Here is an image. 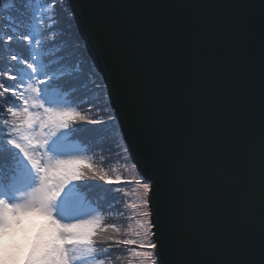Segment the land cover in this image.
<instances>
[{"label": "water", "instance_id": "1", "mask_svg": "<svg viewBox=\"0 0 264 264\" xmlns=\"http://www.w3.org/2000/svg\"><path fill=\"white\" fill-rule=\"evenodd\" d=\"M66 1L151 181L158 263L264 264V0Z\"/></svg>", "mask_w": 264, "mask_h": 264}, {"label": "trees", "instance_id": "2", "mask_svg": "<svg viewBox=\"0 0 264 264\" xmlns=\"http://www.w3.org/2000/svg\"><path fill=\"white\" fill-rule=\"evenodd\" d=\"M37 6L50 7L52 15L49 19L52 33L50 46L55 49L44 58L45 64L41 68L51 77L46 86L48 92L54 98L62 96L63 100H71L86 120L100 121L97 124L76 121L74 127L78 129L71 138L87 148L93 157L90 163L95 172L105 173L111 179L119 177L121 180L119 185H109L100 181L98 175L88 172L79 181V194L101 210L104 216L102 228L107 229L106 232L101 230L93 238V245L107 264H158L154 250L139 247L140 244L149 242L138 241L139 235L135 234L133 225L135 215L128 209L127 194L131 190L130 186L144 183L140 175L131 169L132 162L127 147L107 101V87L86 52L84 41L64 0L5 2L3 16L0 17V82L9 87L19 84L20 80L14 81L5 75L10 69L14 75L20 77L29 73L23 61L32 62L30 47L23 37L31 31L32 15ZM9 36L13 37L11 42L6 40ZM13 55L18 59L12 60ZM8 95L10 93H4L0 89V108L4 109L0 112V139L3 140L10 136V128L16 124L11 121L12 116L7 112L9 105L14 102L4 99ZM15 103L18 105L19 101ZM86 104L93 105L92 109L89 110ZM8 158L9 155L0 150V166L13 167L14 164ZM142 216H149V213H143ZM129 239L136 241V244L114 243Z\"/></svg>", "mask_w": 264, "mask_h": 264}, {"label": "snow or ice", "instance_id": "3", "mask_svg": "<svg viewBox=\"0 0 264 264\" xmlns=\"http://www.w3.org/2000/svg\"><path fill=\"white\" fill-rule=\"evenodd\" d=\"M53 2V0H48ZM12 36L6 38L7 42H11ZM23 39L27 42H33L32 36H24ZM37 43L39 41H36ZM18 57L13 55L12 60H17ZM27 68L31 70L25 77L14 75L9 70L5 75L7 78L17 80H36L37 87H31V91L36 95L31 97L32 103H29V97L25 96L24 92L20 89L24 87L23 83L6 86L0 82V89L4 93H10L4 99L13 100L14 102L9 105L7 112L12 117H19L22 121L20 128L31 130V133L22 137L25 142H17L15 139H8L7 143L14 149L22 154L23 158L30 164L33 173L31 177V192L27 198L23 200H16L14 198H7L3 192H0V226L10 227V222L7 213L11 212L14 216L18 209L22 208H35L42 207L49 214L62 229H73L77 236L83 239H72L69 242L63 243L60 249V259L63 264H73V255L81 250L87 249L93 243V237L96 235L97 230L100 228L99 219H84L77 218L75 222H66L64 217L66 209H61V202L64 199L65 193L69 186L82 181L88 172H93L99 176L100 181L109 185H119L121 180L119 177L111 179L107 174L102 172H95L93 165L81 156H69L67 158H55L63 155L62 145L60 143L61 136L69 135L70 125L76 121H84L88 124H97L100 121L95 119L86 120V117L79 112L72 111L70 108L58 110L48 99L47 84L50 82L51 77L46 74L43 69H38L32 62L23 61ZM15 101H19L23 105V111L18 110V105ZM2 102V101H0ZM86 107L91 110L93 105L86 104ZM36 109L37 111H33ZM42 110V111H40ZM4 109L0 108V112ZM37 127L39 132L37 133ZM78 128H73V133L77 132ZM11 135V134H9ZM43 150L45 154L51 153L47 160H44L40 155ZM145 185V192H149L150 180H143ZM115 203V201H113ZM19 223V221H16ZM114 227V226H113ZM151 227H156L154 224ZM107 231V229H103ZM156 235V233H153ZM57 238L60 240H68V237L63 232L57 233ZM114 243H122L125 245H135L134 240L114 241ZM158 241L152 240L147 244H140L139 247L155 250ZM44 245L34 244L35 253L29 252V258L33 264H41L46 259L44 255ZM162 264V261L160 262Z\"/></svg>", "mask_w": 264, "mask_h": 264}, {"label": "rangeland", "instance_id": "4", "mask_svg": "<svg viewBox=\"0 0 264 264\" xmlns=\"http://www.w3.org/2000/svg\"><path fill=\"white\" fill-rule=\"evenodd\" d=\"M68 8L67 1L64 0ZM69 9V8H68ZM1 15L3 16V7L1 9ZM1 16V17H2ZM52 17L50 7H41L37 6V9L34 11L32 15V28L30 33H26V36H32L33 42H28L27 46L30 47L29 52L31 54V61L33 64L38 68L41 69L45 64L44 58L55 49L54 46L51 45L52 40V33L49 29L50 21L49 19ZM74 20V19H73ZM28 29V28H27ZM36 41H39L38 43ZM29 73L31 70H28ZM46 73V72H45ZM28 73L24 74L25 76ZM24 76V77H25ZM23 83L24 87L20 90L24 92L25 96L29 97V103H32L31 97L35 96L36 94L31 91V87H37L38 82L36 80H27L24 79L19 82ZM47 97L51 101V103L58 109L62 110L64 108H70L72 111L80 112L78 110V106L71 103V100L62 99L60 96L59 98H53L49 92H47ZM108 101V96H107ZM109 103V101H108ZM18 110L23 111V105L19 102ZM33 111H37L33 109ZM42 111V110H40ZM11 121L15 124L10 128L9 133L11 134L9 137L5 138L4 140L8 139H15L17 142H25L22 140L24 135L33 134L31 130H26L20 128V124L22 123L19 117H11ZM75 123L70 125L69 135L61 136L60 143L62 145V153L63 155L60 157H52L55 158H67L69 156H81L85 160L91 162L93 157L88 152L87 148L82 146L81 144L72 140L71 136L73 132L71 129L75 128ZM37 133L39 129L37 127ZM0 139V150L2 152H6L9 155L10 163L17 165L19 168L23 169V171L27 172V176H24L19 169H16L14 172V184L13 187L10 186L9 182H5L7 190H3L0 187V192H3L7 198H14L16 200H23L27 198V196L31 192V177L33 175L31 171L30 164L23 158L22 154H19L18 150L14 149L11 145L7 143V140L4 141ZM39 155L44 159L47 160L51 153L45 154L43 150L40 151ZM7 159V160H8ZM6 160V161H7ZM132 162V161H131ZM125 168V167H124ZM134 173H138L135 170V165L132 163L131 167ZM139 174V173H138ZM141 177V176H140ZM142 178V177H141ZM143 180V179H142ZM141 180V181H142ZM76 184L69 186L67 189L64 199L61 202V209L65 210V221L66 222H75L77 218H84V219H99L101 224L100 228L97 230L95 236L103 230L102 223H103V214L101 210L94 205L92 202H85L83 201V195H79L76 193L79 190V182H74ZM150 189V185L148 186ZM131 190L128 192V209L132 215H135V220L133 225L136 229L135 234L139 235L138 241L147 243L150 240H153L152 234V227H151V217L149 216H142L143 213H150L149 202H148V193L145 192V185H132L130 186ZM144 228V231L142 232ZM94 236V237H95ZM93 237V238H94ZM100 253H98L92 243L87 249L81 250L76 252L73 257L72 261L73 264H107L103 259L100 258Z\"/></svg>", "mask_w": 264, "mask_h": 264}, {"label": "clouds", "instance_id": "5", "mask_svg": "<svg viewBox=\"0 0 264 264\" xmlns=\"http://www.w3.org/2000/svg\"><path fill=\"white\" fill-rule=\"evenodd\" d=\"M10 227L0 226V264H33L29 252L35 253L34 244L44 245L41 264H63L60 249L72 239H83L73 229H62L42 207L18 209L13 216L7 213ZM19 221V223H16ZM63 232L68 240H60L57 233Z\"/></svg>", "mask_w": 264, "mask_h": 264}, {"label": "bare ground", "instance_id": "6", "mask_svg": "<svg viewBox=\"0 0 264 264\" xmlns=\"http://www.w3.org/2000/svg\"><path fill=\"white\" fill-rule=\"evenodd\" d=\"M4 4H5V2H3V4H2V7L4 8ZM2 9V8H1ZM0 17H1V15H0ZM76 24V23H75ZM82 39V38H81ZM85 44V43H84Z\"/></svg>", "mask_w": 264, "mask_h": 264}]
</instances>
